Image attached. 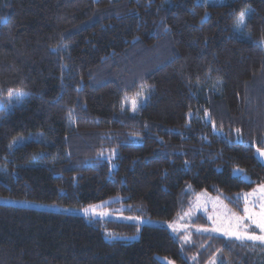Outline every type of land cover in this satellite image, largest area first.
<instances>
[{
	"label": "trees",
	"instance_id": "16d2710c",
	"mask_svg": "<svg viewBox=\"0 0 264 264\" xmlns=\"http://www.w3.org/2000/svg\"><path fill=\"white\" fill-rule=\"evenodd\" d=\"M0 17V99L29 93L0 106V196L176 223L207 190L244 214L264 184V0H0ZM191 227L0 203V264H264L260 242Z\"/></svg>",
	"mask_w": 264,
	"mask_h": 264
},
{
	"label": "rangeland",
	"instance_id": "374dc122",
	"mask_svg": "<svg viewBox=\"0 0 264 264\" xmlns=\"http://www.w3.org/2000/svg\"><path fill=\"white\" fill-rule=\"evenodd\" d=\"M210 0H208L209 2ZM26 93V95L22 96L20 99L16 98V95L13 94V96L10 98L9 96H5L0 99V106L6 107L7 109H12L15 106L23 105L27 98L29 97V93ZM148 91L146 88H142L141 91L137 93L135 96H127L124 100L123 106L125 109L129 110L130 112L136 113L139 108L144 105L147 102L148 99ZM133 102H135V108L136 110L133 111ZM260 151L257 152V156L260 158V160L264 163V155H261V152H264V149L258 148ZM257 149V150H258ZM258 187V186H257ZM256 187V188H257ZM255 188V189H256ZM251 191H244L239 193L242 197V194L244 193H250ZM237 195V196H238ZM243 198V197H242ZM115 198L108 199L96 204L84 206V207H67L62 206L58 204H47V203H40L32 200L27 199H17V198H11L6 196H0V203H6V204H16V205H23V206H30V207H36V208H43V209H50L60 212H71V213H78L84 216L88 217H96V218H102V219H115V220H124V221H130V222H136L141 225L146 224H154V225H162L170 228L173 231H186L190 229V220L192 217H194L197 213H205L210 218L211 224L208 226H193L191 229L210 233V234H217V235H225V230H229L230 227L232 230L235 229L236 226V216H243L244 214H241L237 211H235L220 195H214L207 190L201 191L198 196L192 201V205L190 209L185 213L183 217L180 218V220L176 223L168 222L165 220H159V219H153L149 217H138V216H132V215H126L121 212H118V210H111L110 207L107 205L109 202L114 200ZM254 199V197H248L249 206L251 205V201ZM244 201V199H243ZM89 206H94L90 208L88 213L84 212V209L89 208ZM245 207V203L243 205V209ZM255 210L259 211V202L255 206ZM139 218V219H135ZM245 224L247 221L244 222ZM216 229H219L218 231ZM243 231V228L240 229ZM256 234H259L258 230H255ZM114 238H124V239H135L139 237V234L135 236H117L112 235ZM230 237V236H227ZM216 258L209 262V264H216ZM171 262V261H170ZM172 264H175L172 262Z\"/></svg>",
	"mask_w": 264,
	"mask_h": 264
},
{
	"label": "snow or ice",
	"instance_id": "6c2138e0",
	"mask_svg": "<svg viewBox=\"0 0 264 264\" xmlns=\"http://www.w3.org/2000/svg\"><path fill=\"white\" fill-rule=\"evenodd\" d=\"M205 3L207 4L208 0H205ZM247 16V10L241 11V13L239 14V17L235 22V28L238 31H242L243 28L247 27ZM5 19V17H0V21H4ZM248 35L250 37V33ZM13 94L16 95L17 99H20L22 96L26 95V93H24L22 89H9L8 95L10 98L13 96ZM135 110V102H133V111ZM15 142L16 141H14V143ZM257 151L259 152L260 150L258 149ZM261 155H264V152H261ZM234 171L239 172L240 170L236 169ZM242 197L245 201V207L243 209L244 215L235 217V229L232 230L230 227L229 230H225V235L234 237L241 241L260 242L262 245H264V184L259 185L250 193L242 194ZM248 197H254V199L251 201L252 206H249ZM240 198V195L236 197V199ZM258 202L259 211H256L255 206ZM92 207L94 206H89V208L84 209V212L88 213L90 208ZM245 221H247L246 224L244 223ZM241 228H243V231L240 230ZM216 230L218 231L219 229ZM255 230H258L259 234H256ZM169 264H172V262H169Z\"/></svg>",
	"mask_w": 264,
	"mask_h": 264
}]
</instances>
